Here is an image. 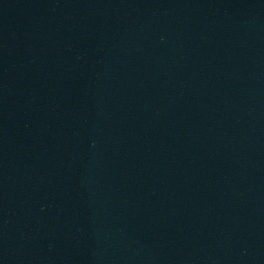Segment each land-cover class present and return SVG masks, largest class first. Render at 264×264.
I'll return each instance as SVG.
<instances>
[{"label": "water", "instance_id": "1", "mask_svg": "<svg viewBox=\"0 0 264 264\" xmlns=\"http://www.w3.org/2000/svg\"><path fill=\"white\" fill-rule=\"evenodd\" d=\"M264 151V0H197Z\"/></svg>", "mask_w": 264, "mask_h": 264}]
</instances>
